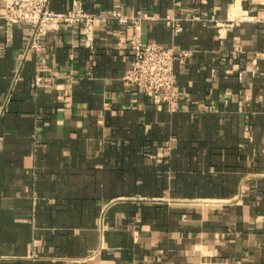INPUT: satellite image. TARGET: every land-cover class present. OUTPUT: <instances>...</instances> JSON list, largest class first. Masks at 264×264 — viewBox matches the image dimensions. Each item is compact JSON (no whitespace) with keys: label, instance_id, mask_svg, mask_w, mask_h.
I'll return each mask as SVG.
<instances>
[{"label":"crops","instance_id":"obj_1","mask_svg":"<svg viewBox=\"0 0 264 264\" xmlns=\"http://www.w3.org/2000/svg\"><path fill=\"white\" fill-rule=\"evenodd\" d=\"M79 1L137 25L0 20V264H264V0ZM134 31L187 54L172 108L123 84Z\"/></svg>","mask_w":264,"mask_h":264},{"label":"built area","instance_id":"obj_2","mask_svg":"<svg viewBox=\"0 0 264 264\" xmlns=\"http://www.w3.org/2000/svg\"><path fill=\"white\" fill-rule=\"evenodd\" d=\"M48 3L49 0H0V20L5 29L14 25L28 26L31 30L28 47L36 54L43 50L40 39L47 32L56 31L61 27H79L84 36V43L88 45L91 43L95 24L117 22L126 25L130 22L134 27L137 25L133 19L118 13L107 18L88 14L79 0H73L63 13L51 11ZM250 20L247 16H242L240 22ZM179 32L180 28L175 27L174 33ZM128 47L132 62L123 77V84L127 87L134 86L147 95H157L168 108H172L179 97L174 64L182 65L187 54L152 43L142 44L135 31L128 40Z\"/></svg>","mask_w":264,"mask_h":264}]
</instances>
